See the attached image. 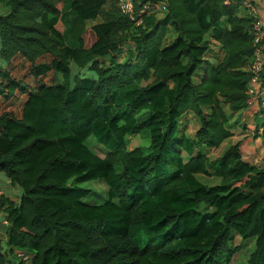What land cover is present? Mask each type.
Wrapping results in <instances>:
<instances>
[{
	"label": "trees",
	"instance_id": "16d2710c",
	"mask_svg": "<svg viewBox=\"0 0 264 264\" xmlns=\"http://www.w3.org/2000/svg\"><path fill=\"white\" fill-rule=\"evenodd\" d=\"M162 1L166 13L140 14ZM3 2L0 172L21 193L0 204V264H25L15 250L30 264H232L235 236L255 241L248 264H264V169L234 143L264 136V109L254 127L244 113V3L135 0L137 25L115 1ZM129 87L131 113L105 116Z\"/></svg>",
	"mask_w": 264,
	"mask_h": 264
},
{
	"label": "rangeland",
	"instance_id": "374dc122",
	"mask_svg": "<svg viewBox=\"0 0 264 264\" xmlns=\"http://www.w3.org/2000/svg\"><path fill=\"white\" fill-rule=\"evenodd\" d=\"M113 1L114 0H109V3L111 4ZM3 5H4L3 0H0V12L2 10ZM103 23L104 21L102 19H98L96 21L88 22L87 27L93 28L102 25ZM149 55H150L149 59H152L153 56L151 54ZM67 56L72 64L73 74L76 75L78 73V70L77 68H75L73 64V53L71 51H67ZM136 94H138V92L134 87L123 88L117 91L115 94V105L104 109L103 111L104 115L110 118H114L117 117L119 113L130 114L131 110L127 108V104ZM119 106H123V108L120 110L117 108ZM223 108L228 112V108L226 106H223ZM256 117L255 118L247 117L248 118L247 121L250 127H254L255 124H257ZM253 134L254 133H250L249 136L236 135V138L234 139V143L239 141L241 142L245 141L244 146L242 148V155L244 156V159L250 164L264 169V136L259 134V136H257L258 138H255L253 137ZM218 175L226 179V184H228L229 187H232L233 185L236 186L239 185V183H236L234 181V174L231 173L230 167H224L218 169ZM93 184L94 183H87L84 184L83 186L85 188H92ZM95 188L102 193L104 192L101 185H97ZM0 190H3L6 193V196L9 198L10 201L14 202L17 205L19 204L20 202L19 195L21 193L20 188L18 186H12L7 175L2 172H0ZM202 211L208 212L209 209L204 207ZM136 239H140L142 241L146 240V238L143 237L141 234H138L136 236ZM6 244H7V235L4 232V230L0 228V249L6 247ZM232 246L235 248H239L240 250L239 253H237V255L234 257L232 264H248L249 258L255 252L256 249L254 240H249L244 242L243 240H241L239 236H235L233 238Z\"/></svg>",
	"mask_w": 264,
	"mask_h": 264
},
{
	"label": "built area",
	"instance_id": "2783aa9c",
	"mask_svg": "<svg viewBox=\"0 0 264 264\" xmlns=\"http://www.w3.org/2000/svg\"><path fill=\"white\" fill-rule=\"evenodd\" d=\"M120 12L128 17L131 21L140 25L142 21H137V11L135 7V0H114ZM244 7L248 10L249 16L254 20V43L255 52L252 62L250 64L251 77L247 86V109L245 115L254 118L261 110L264 109V25L259 17V9L250 2L244 3ZM167 12V2H149L142 6L140 14H154ZM6 196L3 190H0V204ZM0 224L7 226L8 221L0 212ZM14 256L19 262L30 264L33 255L25 250H15Z\"/></svg>",
	"mask_w": 264,
	"mask_h": 264
},
{
	"label": "crops",
	"instance_id": "0c3cea01",
	"mask_svg": "<svg viewBox=\"0 0 264 264\" xmlns=\"http://www.w3.org/2000/svg\"><path fill=\"white\" fill-rule=\"evenodd\" d=\"M233 1L243 2V3L250 2L252 5L257 7L260 12L259 17L262 20L263 25H264V0H233ZM2 11H3V7H2L0 14L2 13Z\"/></svg>",
	"mask_w": 264,
	"mask_h": 264
}]
</instances>
